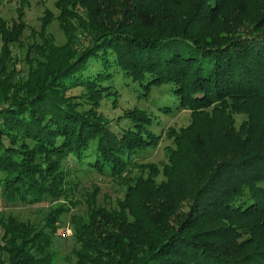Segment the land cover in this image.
<instances>
[{
  "label": "trees",
  "instance_id": "trees-1",
  "mask_svg": "<svg viewBox=\"0 0 264 264\" xmlns=\"http://www.w3.org/2000/svg\"><path fill=\"white\" fill-rule=\"evenodd\" d=\"M23 8L0 19V203L50 205L0 217V264H55L79 173L125 194L85 192L74 264H264V0H56L21 59ZM120 87L147 106L111 120ZM163 139L166 162L143 163Z\"/></svg>",
  "mask_w": 264,
  "mask_h": 264
},
{
  "label": "rangeland",
  "instance_id": "rangeland-1",
  "mask_svg": "<svg viewBox=\"0 0 264 264\" xmlns=\"http://www.w3.org/2000/svg\"><path fill=\"white\" fill-rule=\"evenodd\" d=\"M5 0L0 3V19L12 24L14 20L19 17V10L23 8L24 17L23 21L26 24V29L22 37V47H18L19 57L24 59L27 53L28 46L34 41H39L40 38L37 33L41 30V19L45 16L46 10H51L55 14L58 11L55 8L56 0ZM51 33L55 36L58 44L65 42V37L59 28V24L55 21L51 28ZM18 68L27 72V65L22 62ZM120 96L115 103L113 97L103 101L100 112L110 118L117 120L126 111L132 110L136 107L145 108L147 105L140 102L133 92L129 91L126 87L119 88ZM161 126L156 128L157 132L167 130L168 128H175L177 130L190 125L191 117L189 111H181L173 116H160ZM240 121V118H238ZM171 145V140L163 139L156 149H150L144 154L143 163H154L162 166L166 162V147ZM138 172V171H137ZM77 185V190L73 196L74 201H78L79 205L76 207L68 206L71 208L70 213H66L62 217L61 230L59 236L55 239L53 252L56 255L55 264H74L73 249L76 247L73 238V226L70 223V217L74 214H84L87 210L85 201V192L92 191L94 186L100 190L98 201L105 206H112L116 204L118 199H122L125 194V188L112 180L110 176H102L100 174L87 175L79 173L74 177ZM57 202L53 204L56 205ZM65 203V201H62ZM49 203L27 206L21 203L2 201L0 203V217L7 218L13 216L18 220L25 222H32L43 224L44 218L48 213Z\"/></svg>",
  "mask_w": 264,
  "mask_h": 264
}]
</instances>
